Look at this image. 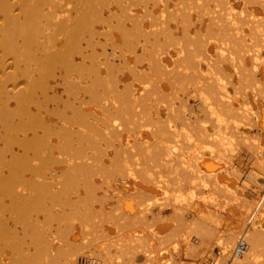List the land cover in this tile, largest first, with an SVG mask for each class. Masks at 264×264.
<instances>
[{
    "label": "bare ground",
    "instance_id": "6f19581e",
    "mask_svg": "<svg viewBox=\"0 0 264 264\" xmlns=\"http://www.w3.org/2000/svg\"><path fill=\"white\" fill-rule=\"evenodd\" d=\"M178 255L264 264V0H0V264Z\"/></svg>",
    "mask_w": 264,
    "mask_h": 264
},
{
    "label": "rangeland",
    "instance_id": "374dc122",
    "mask_svg": "<svg viewBox=\"0 0 264 264\" xmlns=\"http://www.w3.org/2000/svg\"><path fill=\"white\" fill-rule=\"evenodd\" d=\"M186 101H187V103H188V106L190 107V108H192L193 110H195L196 111V109H197V106H196V104L193 102V98L192 97H187V99H186ZM216 174V173H215ZM214 184H216L217 185V188H223V186H225V183L224 182H222V181H216V182H214ZM165 211H166V213L165 214H163V216L165 215V217H168L169 215H170V213L168 212L169 210H170V207L169 206H166L165 208H163ZM190 211H193V210H190ZM191 215V214H190ZM195 217V216H194ZM194 217H191V216H188L187 217V223L190 225L191 224V222H194V225H190V227H195V224H196V219L194 218ZM191 238H192V241H193V244H195V242L197 241V237L194 235V234H192L191 235ZM182 252H184V251H182ZM181 252V253H182ZM213 252H214V254H215V256H216V253H217V250H216V247H214L213 248ZM177 257H179V263H181V264H184L183 262H184V260H183V258H184V255H178ZM163 259H164V257H163ZM80 263L82 264V263H84L82 260H81V258H80Z\"/></svg>",
    "mask_w": 264,
    "mask_h": 264
}]
</instances>
